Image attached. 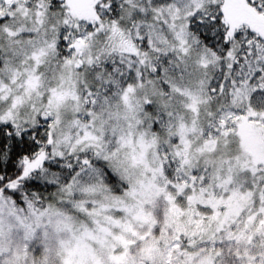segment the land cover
<instances>
[{
	"label": "rangeland",
	"instance_id": "1",
	"mask_svg": "<svg viewBox=\"0 0 264 264\" xmlns=\"http://www.w3.org/2000/svg\"><path fill=\"white\" fill-rule=\"evenodd\" d=\"M218 1L227 16L236 8L233 25L264 35V22L231 0H125L117 22L93 30L85 22L96 21L95 0H63L59 11L0 0V123L50 119L49 153L27 160L25 172L48 157L91 153L43 209L18 208L0 194V264H264V113L250 110L256 119L247 114L232 128L221 119L219 134L206 137L205 89L217 59L187 30L189 14ZM119 22L146 38L151 57L173 55L175 74L161 69L166 94L141 78L134 58L142 56ZM78 23L73 52L58 56L61 28ZM111 49L122 63L111 61L112 73L104 65ZM242 88L226 114L248 99ZM147 103L165 114L162 139L149 128ZM160 140L182 166L172 183L162 175ZM96 158L126 183L121 193L103 183ZM198 169L200 183L207 170V186L193 184Z\"/></svg>",
	"mask_w": 264,
	"mask_h": 264
},
{
	"label": "trees",
	"instance_id": "2",
	"mask_svg": "<svg viewBox=\"0 0 264 264\" xmlns=\"http://www.w3.org/2000/svg\"><path fill=\"white\" fill-rule=\"evenodd\" d=\"M21 1L26 7H31L34 4L38 5L36 1H39V3L44 2L51 11H59L64 6L63 0ZM124 1L95 0L93 11L97 17L92 26L89 22H85L88 30H93L99 24L110 25L117 22ZM231 1L235 3V7L240 8L246 15L264 22V0ZM218 2V4H211L203 9H196L187 17V30L191 38L195 40L196 47L210 51L217 59L216 66L206 83L205 89L211 100L207 117V126H209L205 129L206 137H210L213 132H216L215 135L219 134L217 129L222 125L220 123L221 119L225 120L224 125L226 127L232 128L235 127L237 121L247 114L248 120L254 121L256 117L249 115L250 110H253L255 115L260 112L264 113V35L262 36L261 33L250 29L249 26L247 27V23L233 25L231 23L232 16L234 19L238 18L239 20L240 18L236 8L233 7V12L227 16L221 2ZM79 24L75 25L76 29H72V25H69L70 28L66 25L61 28L56 47L58 56L64 57L73 52L74 43L78 39L79 30H81ZM119 24L127 34V40H129L128 36H131L130 41L138 47L140 57L142 56L141 59L133 57L140 63V68L142 67L141 78L154 79L155 87L160 90L161 94H166L168 87L166 88L163 79L160 77L161 69L165 67L164 69L169 70L173 75L175 74V70L172 68L173 55L168 53L159 57H151L149 55L150 49L146 45V38L138 39L137 37L134 39L131 34L132 26L120 22ZM261 24L263 23L261 22ZM103 33L104 30L101 34ZM67 39H69L70 47L67 46ZM109 52H112V54L106 59L104 65H106L108 72H111V70L113 71L110 66L111 61L117 63L115 58H119L115 50L111 49ZM146 63H152L155 70H151L149 64L146 66ZM117 64L121 65L122 63L118 62ZM151 84L153 83L151 82ZM237 88L246 89L248 93L246 98L248 99L242 102L241 107L232 108L233 112L226 114L224 109L229 106L228 102ZM219 97H222L225 101H222L225 106H216L215 102H218ZM144 114L147 115L150 130L155 135L161 136L159 139H162L163 135H167L165 121L163 120L165 114L161 108H153L152 104L147 103L144 106ZM49 124L50 119L48 118H39L33 126L16 127L11 123H0V194L10 198L18 208L29 205L35 209H43L51 204L54 201L52 194L57 188L66 185L72 177L86 167L81 160L84 157L91 158L90 152L48 157L43 160L39 167L25 172V162L27 160L35 158L36 155L42 152L49 153ZM214 125H218L216 131L213 130ZM175 140V138H172L170 145H174ZM157 152L164 180L169 183L174 182L175 179L179 180L177 171L182 166L180 163L178 164V159L171 155L170 146L160 140ZM102 160L92 159V167L100 172L103 183L112 193H121L122 189L126 188V183L114 175ZM202 172L203 178L199 179L201 183L197 182L198 177L201 176V171L198 169L191 172L193 178L196 179L193 182L194 185L207 186V176L209 175H206L207 170ZM260 181L264 183V175ZM194 238H197V236H194ZM186 241L188 242V240ZM158 264L160 263L158 262Z\"/></svg>",
	"mask_w": 264,
	"mask_h": 264
}]
</instances>
